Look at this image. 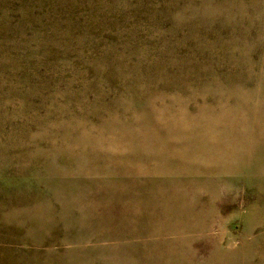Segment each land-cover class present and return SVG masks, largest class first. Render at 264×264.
<instances>
[{
    "label": "rangeland",
    "instance_id": "374dc122",
    "mask_svg": "<svg viewBox=\"0 0 264 264\" xmlns=\"http://www.w3.org/2000/svg\"><path fill=\"white\" fill-rule=\"evenodd\" d=\"M0 264H264V0H0Z\"/></svg>",
    "mask_w": 264,
    "mask_h": 264
}]
</instances>
